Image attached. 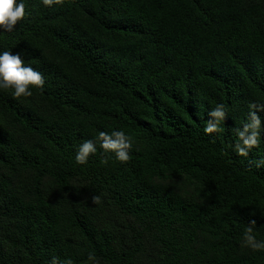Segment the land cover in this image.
Listing matches in <instances>:
<instances>
[{
  "label": "trees",
  "instance_id": "trees-1",
  "mask_svg": "<svg viewBox=\"0 0 264 264\" xmlns=\"http://www.w3.org/2000/svg\"><path fill=\"white\" fill-rule=\"evenodd\" d=\"M22 2L0 51L45 83L0 89V264H264L243 244L252 220L264 240V131L235 151L264 105V0ZM113 130L126 162L97 143L76 163Z\"/></svg>",
  "mask_w": 264,
  "mask_h": 264
},
{
  "label": "clouds",
  "instance_id": "clouds-1",
  "mask_svg": "<svg viewBox=\"0 0 264 264\" xmlns=\"http://www.w3.org/2000/svg\"><path fill=\"white\" fill-rule=\"evenodd\" d=\"M46 6L58 3L59 0H42ZM25 17V5L22 0H0V31H13L18 21ZM44 77L41 72L35 70L31 65L25 64L20 53L11 51H0V89H12L13 97H29L32 95V88L43 89ZM248 122L244 123L237 129L236 135L239 143L235 144V151L240 156H247L249 150L259 143L261 132L264 131V124L258 115L264 111V105H249ZM226 107L223 104H217L208 112L210 119L205 124L203 131L205 134H211L218 131V125L225 121ZM84 140L76 149L75 161L77 164H85L88 157L97 152V143L99 148L106 153H114L115 159L120 162H126L129 159V149L132 147L130 138L123 130H113L111 133L100 131L98 137ZM264 164V160H261ZM259 166V165H258ZM92 201L98 202L99 197L94 196ZM252 224L255 220L250 221V225L245 229L243 234L244 246L253 251H264V240H257L252 234ZM88 261L91 264H97L94 255L89 254ZM51 264H57L53 258ZM67 264H71L68 261Z\"/></svg>",
  "mask_w": 264,
  "mask_h": 264
}]
</instances>
